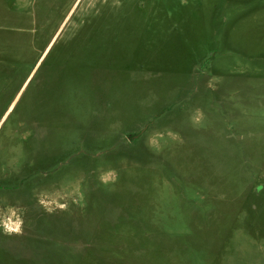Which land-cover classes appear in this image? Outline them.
I'll list each match as a JSON object with an SVG mask.
<instances>
[{"label": "rangeland", "instance_id": "374dc122", "mask_svg": "<svg viewBox=\"0 0 264 264\" xmlns=\"http://www.w3.org/2000/svg\"><path fill=\"white\" fill-rule=\"evenodd\" d=\"M4 167L0 264H264V0H0Z\"/></svg>", "mask_w": 264, "mask_h": 264}, {"label": "flooded vegetation", "instance_id": "af4514ba", "mask_svg": "<svg viewBox=\"0 0 264 264\" xmlns=\"http://www.w3.org/2000/svg\"><path fill=\"white\" fill-rule=\"evenodd\" d=\"M47 164H45L43 167H42V173H41V167L40 166H35V163L33 164V166L31 167L30 169V175L29 177L27 178H24V179H34V175L37 173V174H42L43 176H46V173H45V169H46V166ZM0 180H1V184L2 185H7V181L9 179H7V174H6V171H5V167L4 168H0ZM28 181V180H27ZM24 182V181H23ZM32 187V186H31ZM8 191V190H6ZM28 194L30 196V198H33L34 197V189L31 188L29 189L28 191ZM22 198V194L19 196ZM2 226V225H1Z\"/></svg>", "mask_w": 264, "mask_h": 264}]
</instances>
